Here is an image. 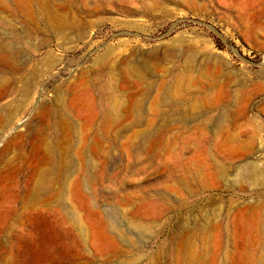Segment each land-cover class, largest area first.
Returning <instances> with one entry per match:
<instances>
[{
	"label": "rangeland",
	"instance_id": "1",
	"mask_svg": "<svg viewBox=\"0 0 264 264\" xmlns=\"http://www.w3.org/2000/svg\"><path fill=\"white\" fill-rule=\"evenodd\" d=\"M0 264H264V0H0Z\"/></svg>",
	"mask_w": 264,
	"mask_h": 264
}]
</instances>
